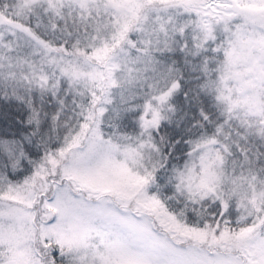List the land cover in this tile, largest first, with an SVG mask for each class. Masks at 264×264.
I'll return each instance as SVG.
<instances>
[{"label":"snow or ice","instance_id":"snow-or-ice-1","mask_svg":"<svg viewBox=\"0 0 264 264\" xmlns=\"http://www.w3.org/2000/svg\"><path fill=\"white\" fill-rule=\"evenodd\" d=\"M0 264H264V0H0Z\"/></svg>","mask_w":264,"mask_h":264}]
</instances>
